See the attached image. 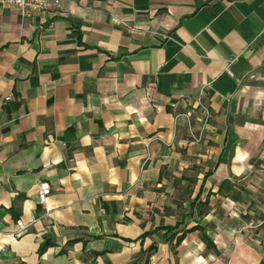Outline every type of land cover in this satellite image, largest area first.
Wrapping results in <instances>:
<instances>
[{"label": "crops", "instance_id": "0c3cea01", "mask_svg": "<svg viewBox=\"0 0 264 264\" xmlns=\"http://www.w3.org/2000/svg\"><path fill=\"white\" fill-rule=\"evenodd\" d=\"M0 264H264V0H0Z\"/></svg>", "mask_w": 264, "mask_h": 264}, {"label": "built area", "instance_id": "2783aa9c", "mask_svg": "<svg viewBox=\"0 0 264 264\" xmlns=\"http://www.w3.org/2000/svg\"><path fill=\"white\" fill-rule=\"evenodd\" d=\"M3 4L15 7L23 20L29 18L33 14L41 13L51 9L52 7L59 8L63 0H1ZM204 89L199 96L194 100L192 107L177 113L174 116L175 135L178 134L179 126L184 123L188 141L192 144H200L205 141L206 133L212 120V110L205 102ZM10 100V98H8ZM168 147H172L171 143H166ZM51 195V185L48 182L42 183L38 194L39 203L46 205L49 196ZM19 234H23L27 230V226L22 220L17 221Z\"/></svg>", "mask_w": 264, "mask_h": 264}, {"label": "trees", "instance_id": "16d2710c", "mask_svg": "<svg viewBox=\"0 0 264 264\" xmlns=\"http://www.w3.org/2000/svg\"><path fill=\"white\" fill-rule=\"evenodd\" d=\"M221 188H222V187H221ZM236 199H237V198H236ZM182 239H183V237L180 238V239L178 240V243H180V242L182 241ZM205 240L207 241V243H208V245H209V249L214 248L213 245L210 243V241H209L208 238L205 237ZM47 245H48V244L43 245V246L41 247V251H43V249H45V247H46Z\"/></svg>", "mask_w": 264, "mask_h": 264}]
</instances>
